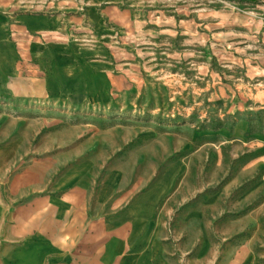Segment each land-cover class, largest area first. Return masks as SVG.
Returning a JSON list of instances; mask_svg holds the SVG:
<instances>
[{"label": "crops", "instance_id": "crops-1", "mask_svg": "<svg viewBox=\"0 0 264 264\" xmlns=\"http://www.w3.org/2000/svg\"><path fill=\"white\" fill-rule=\"evenodd\" d=\"M127 1L40 12L0 0V264H213L210 223L199 214L207 205L176 215L180 187L104 217L66 166L62 116L121 104L142 76L168 66L182 83L185 66L194 80L206 70L199 81L212 99L237 103L233 128L264 132V42L241 43L195 17L140 20Z\"/></svg>", "mask_w": 264, "mask_h": 264}, {"label": "rangeland", "instance_id": "rangeland-1", "mask_svg": "<svg viewBox=\"0 0 264 264\" xmlns=\"http://www.w3.org/2000/svg\"><path fill=\"white\" fill-rule=\"evenodd\" d=\"M17 3L18 10L40 12L83 5L82 0ZM121 5L137 9L140 20L195 17L241 43L264 42L256 35L264 30V0H129ZM174 70L168 66L159 77L156 72L142 76L134 97L121 104L62 116L70 140L64 148L66 166L90 190L104 217L122 213L143 193H151L152 203L158 189L168 193L180 187L183 203L176 215L207 205L199 214L210 223L213 264H264V132L250 125L233 128L240 117L237 103L231 108L222 98L212 99L199 81L206 79V70L199 69L194 80V71L183 66L182 83L172 82ZM255 134L262 140H254ZM124 194L127 201L116 208ZM236 254L248 255L239 259Z\"/></svg>", "mask_w": 264, "mask_h": 264}]
</instances>
